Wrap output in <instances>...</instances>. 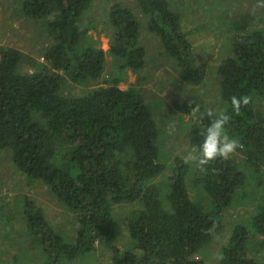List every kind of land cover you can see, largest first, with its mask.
Wrapping results in <instances>:
<instances>
[{
	"label": "trees",
	"instance_id": "obj_1",
	"mask_svg": "<svg viewBox=\"0 0 264 264\" xmlns=\"http://www.w3.org/2000/svg\"><path fill=\"white\" fill-rule=\"evenodd\" d=\"M13 1L21 17L42 23L41 31L34 30L47 42L37 55L0 43V150H11L29 185L43 182L79 224L76 237L60 233L38 192L20 194L14 208L26 225L21 239L34 250L29 254L27 248L26 255L38 257L40 264H63L111 244L119 234L114 207L130 203L139 205L127 218L134 245L111 244L110 264H207L203 250L224 231L225 210L237 195L246 199L254 191L245 189L253 179L259 183L254 204L259 202L249 210L248 223L235 225L214 264H263L256 255L264 249V25L257 24L264 9L250 8L232 21L230 52L217 67L221 109L176 105L190 117L189 141L195 149L221 113L230 116L227 131L242 147L227 160L195 162V170L184 159L177 161L166 181L158 183L167 170L160 142L170 110L120 83L128 71L139 80L147 68L144 28L161 41L185 84L205 83L206 68L183 29L185 13L169 0L113 3L107 22L114 68L108 71L107 51L88 35L95 25L83 26L95 0ZM68 83L91 86L76 95L66 91ZM232 96H248L250 103L235 113ZM2 197L0 226L10 222L2 211L13 208L11 199ZM24 253H15L13 264H25Z\"/></svg>",
	"mask_w": 264,
	"mask_h": 264
},
{
	"label": "rangeland",
	"instance_id": "obj_2",
	"mask_svg": "<svg viewBox=\"0 0 264 264\" xmlns=\"http://www.w3.org/2000/svg\"><path fill=\"white\" fill-rule=\"evenodd\" d=\"M117 1L119 0H95L91 9L85 13L83 24L84 27L86 24L89 26L95 25L88 31V35L97 47L107 51L108 71H112L114 66L113 57L109 53L112 31L108 29L107 12L110 6ZM121 1L131 4L132 0ZM169 1H172V5L176 9L185 13L183 16V29L187 32L193 44V52L199 65L206 68L205 83L197 87L185 84L176 73L175 62L167 59V55L165 57L161 41L152 37L145 28L141 35V43L146 47L149 56L147 68L140 73L139 80H137L136 74L128 71L126 81L120 83L123 89L130 86L137 87L147 97L149 103L161 104L158 108L168 109L172 115H166V120L164 116L161 118L162 121L165 120L162 122L164 130L161 132V158L166 163L167 170L162 177L155 180L158 183L166 181L167 177L173 172L174 167H176L177 161L185 160L190 152L195 154V147L189 141L190 117L180 114L176 109V105L180 102H189L196 106H203L212 112L221 109L217 67L230 52L228 44L232 42L231 36L234 35L232 21L236 15L244 11H250V8L255 10L264 9V0ZM14 7L13 0H0V43L18 47L37 55L38 49L42 48L41 45L46 44L47 40H43L40 33L34 29L41 31L43 25L41 22L36 23L21 17L19 13L14 11ZM133 9L137 14V9ZM257 24L258 26L264 25L263 15L257 20ZM24 70L32 71L29 67H24ZM145 79L147 80L144 82ZM89 86L91 85L75 86L68 83L66 91L79 95L88 90ZM159 111L163 110L157 111L161 114ZM181 120L186 121L187 125L182 123ZM189 164L194 168V161H190ZM188 177L191 180L193 178L191 174ZM258 184L257 181L251 179L245 189L253 187L254 191L252 189L253 192L251 191L252 193L246 199L237 195L230 208L225 210L227 221L224 231L210 245L205 247L201 254L207 264H214L219 256L221 246L228 240L235 225L240 222L248 223L249 210L255 208L259 202V200H256V204H254L256 193L259 192ZM0 185V197L5 200L2 196H7L13 203L11 210L6 207L2 211V218L7 221L10 220V222L1 223L0 226V264H13L14 254L24 251V256L20 259L25 264H40L38 257L32 259L28 257V254L26 255L27 248L29 254H34V250L32 245H28L27 242L21 239L22 232L26 230V225L22 221V212L14 208L15 199L22 196L20 194L29 193L35 197L34 195L38 192L40 195L39 200L42 201L40 203L44 207L50 223L60 233L76 237L79 227L76 216L52 195L43 182H35L29 185L28 179L14 165L12 152L9 149L0 150ZM254 186L256 187L254 188ZM192 191L194 194L197 192L195 189H192ZM137 207H139L138 204L130 203L114 207L119 234L112 241V245L121 249L133 247L134 244L128 232L127 218L132 215ZM111 244L100 246L95 252L87 253L83 258L81 256L63 264H110ZM256 256L264 264V249L257 251Z\"/></svg>",
	"mask_w": 264,
	"mask_h": 264
},
{
	"label": "clouds",
	"instance_id": "obj_3",
	"mask_svg": "<svg viewBox=\"0 0 264 264\" xmlns=\"http://www.w3.org/2000/svg\"><path fill=\"white\" fill-rule=\"evenodd\" d=\"M249 103L250 97L248 96H232V111L239 113L242 105L246 106ZM229 119L230 116L225 113H221L213 119L205 128L202 134V141L194 150L195 154L190 152L185 159V163L194 161L199 166H204L217 158L227 160L239 147H242L239 141L231 137L227 131L226 126Z\"/></svg>",
	"mask_w": 264,
	"mask_h": 264
}]
</instances>
